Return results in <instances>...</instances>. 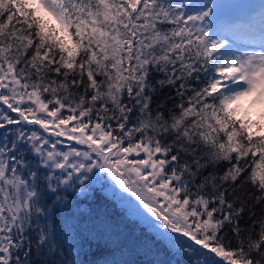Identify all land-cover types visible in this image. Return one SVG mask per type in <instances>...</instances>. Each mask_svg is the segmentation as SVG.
Listing matches in <instances>:
<instances>
[{"label": "snow or ice", "instance_id": "6c2138e0", "mask_svg": "<svg viewBox=\"0 0 264 264\" xmlns=\"http://www.w3.org/2000/svg\"><path fill=\"white\" fill-rule=\"evenodd\" d=\"M97 184L121 216L69 223ZM124 213L264 264V0H0V264H131Z\"/></svg>", "mask_w": 264, "mask_h": 264}, {"label": "trees", "instance_id": "16d2710c", "mask_svg": "<svg viewBox=\"0 0 264 264\" xmlns=\"http://www.w3.org/2000/svg\"><path fill=\"white\" fill-rule=\"evenodd\" d=\"M227 2L253 4L259 2V0H227ZM94 187L97 191L93 194V197L88 200L81 198L78 209L74 208L72 210L77 219L70 220L69 223H79L81 229L90 227L94 218L97 216L102 215L117 218L120 217L122 213L120 206L101 189L99 184L94 185ZM104 187H107V184H105ZM81 214L83 215L81 216ZM61 220L63 221V216H61ZM142 230H144V226L140 224L139 221L134 220L124 213L119 229L121 232L120 238L123 252L117 250L113 255L109 256V259L127 261L131 262V264H151V262L157 260L164 261L165 264H167L169 260H172V257L166 251L159 250V255H157L158 246L152 250L138 248V245L144 239H150V237H145L144 231ZM112 247L115 246L113 245ZM100 255V251L93 249V254L88 255L85 259L90 261L95 260ZM173 264H175L174 261Z\"/></svg>", "mask_w": 264, "mask_h": 264}, {"label": "rangeland", "instance_id": "374dc122", "mask_svg": "<svg viewBox=\"0 0 264 264\" xmlns=\"http://www.w3.org/2000/svg\"><path fill=\"white\" fill-rule=\"evenodd\" d=\"M105 179H106V177H105ZM108 186V185H107ZM106 188V187H105Z\"/></svg>", "mask_w": 264, "mask_h": 264}]
</instances>
